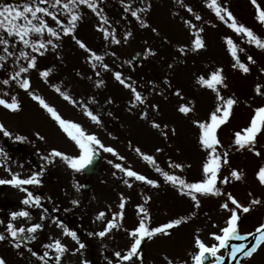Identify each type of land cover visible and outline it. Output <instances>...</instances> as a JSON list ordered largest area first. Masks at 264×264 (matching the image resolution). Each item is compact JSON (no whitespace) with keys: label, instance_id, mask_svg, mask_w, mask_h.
Returning a JSON list of instances; mask_svg holds the SVG:
<instances>
[{"label":"rangeland","instance_id":"obj_1","mask_svg":"<svg viewBox=\"0 0 264 264\" xmlns=\"http://www.w3.org/2000/svg\"><path fill=\"white\" fill-rule=\"evenodd\" d=\"M24 2L26 0L18 5H9L22 6ZM66 2L62 0L55 9H52L55 0H47L40 6L55 11L57 18L66 26L69 23V14L63 8ZM95 2L96 12L87 5H77L74 10L80 13L81 18L75 22L76 27L71 33L60 31L57 38L45 30L42 38L52 39L53 44L46 45L39 52L7 37L10 41L7 47L15 56L2 61L7 66L0 67V77L8 79L9 83L5 85L0 81V98L10 101L12 96H16L21 107L12 111L0 106V124L12 133V136L5 137L0 131V147L7 153V156L0 154V179H11L13 173L27 178L32 172L39 171L42 164L45 171L39 185L20 188L0 185V234L6 237L0 241V258L7 264H37V261L40 263L39 257L48 251L49 256L40 264H57L54 249L44 245L59 239L68 249L62 255L61 264H82L83 260L90 264H108L111 260L116 264L118 258L114 253L126 254L133 242L129 232L138 226L141 217H146L149 227L187 217L181 225L169 229L168 234L144 238L138 249L140 255L119 264H168L169 260L173 264H194L192 257L199 251L195 238L199 237L207 246L217 244L212 234L222 235L221 229L227 225L231 209L235 207L227 194L250 209L245 213L242 208H237L240 217L238 232L241 235L264 223V184L257 175L264 167V131L257 134V143L251 147L239 148L233 143L235 132L249 126L255 109L264 106V91H256L257 85L264 90V49L250 43L245 34L236 33L229 26L231 20L226 13H221L224 16L221 20L208 6L210 0ZM217 3L231 12L238 24L250 28L264 40V23L257 19L252 0H217ZM257 3L264 9V0H257ZM44 19L50 27L59 30L60 26L52 17L44 16ZM105 30L109 33L107 37ZM0 35L6 36V33L0 30ZM197 35L205 45L201 49L192 46ZM113 36L116 42H113ZM32 38L41 37L32 34ZM226 38H231L237 46V56L249 68L247 73L233 67L235 60ZM77 40L83 41L87 48H81ZM4 47L0 45V55H6ZM21 48L37 57L36 67L21 73L16 79L28 78L33 95L42 97L62 118L80 124L86 133L95 134L105 147L115 150V153L107 152L96 146V153L104 166V177L101 180L91 178L92 186L88 191L81 189L85 179L80 172L69 168L61 158H53L51 164L41 159L53 148L68 155H78L79 149L28 90L11 79L21 66L27 67L24 58L16 59ZM92 52L102 60L95 61ZM133 53L143 57L140 64L132 62ZM249 56L252 61L248 60ZM104 64L108 67L104 68ZM43 70H49L47 77L40 75ZM216 70L224 78V83L217 85L220 95L225 99L232 97L237 103L233 105L228 121L217 130L221 141L216 146L217 151L221 155L228 153V163H222L218 172L217 183L222 195L197 194L201 201L197 207L187 192L182 193L176 185L166 181L156 168L180 176L187 182L202 180L203 163L209 150L201 146L199 128L193 121L208 122L210 114L221 103L215 91L199 83L200 76L209 78ZM115 72L121 73L125 83L115 78ZM56 88L61 91H56ZM133 88L141 94L142 102L135 100ZM61 92L71 100L65 99ZM181 105L188 106L190 111L181 113ZM85 109L96 115L98 122L86 115ZM153 122L159 127H154ZM37 133L44 139L41 140ZM17 135L26 139L15 140ZM144 155L152 156L155 166L144 160ZM117 163L156 180L157 185L126 176L122 169L115 167ZM174 164L183 167L176 168ZM234 169L242 174L239 180L230 175ZM224 177H229L228 182L220 183ZM25 188L42 197L43 207L22 203L27 194L23 190ZM122 196L124 215L116 217L121 226L112 229L105 237L88 235L101 231L107 220L113 218V213L121 211ZM72 200L79 203L73 205ZM254 200L259 203H252ZM224 203L229 208H222ZM138 206H143L147 212L141 213ZM45 208L47 212H44ZM53 208L58 211H52ZM20 210H27L31 218L10 217L11 212ZM83 210L86 211L85 220L80 222ZM100 212L105 213L103 219H97ZM42 213L45 216L43 220ZM54 216L58 220H53ZM10 219L15 227L27 229L32 223H40L43 228L37 230L35 240L19 242L24 248H20L21 251L16 246L18 241L7 233ZM59 222L77 232L85 244L83 249L72 251L79 246L63 233ZM22 235L32 234L25 231ZM33 250L37 253L33 257H38V260L23 252L32 254ZM218 255H223L222 249L218 250ZM214 259L212 257V264ZM239 264H264V244Z\"/></svg>","mask_w":264,"mask_h":264},{"label":"snow or ice","instance_id":"obj_2","mask_svg":"<svg viewBox=\"0 0 264 264\" xmlns=\"http://www.w3.org/2000/svg\"><path fill=\"white\" fill-rule=\"evenodd\" d=\"M44 3H47V0H26V2L22 4V6H14L9 4L0 5V30H3L6 33V36L0 35V45L5 46L3 51L6 54L0 55V61L7 59V57L15 56V53L13 51H10L7 47V45H9L10 43L7 37H12L15 40H19V42L25 47H31L34 52H39L41 49H44L46 45L53 44L52 39L44 40L42 38L45 30L51 37L58 38L60 35V31H62L64 34H68L75 29V22L81 18L80 13L74 10L77 8L78 4L87 5V7L94 12H96L97 10V3L95 2V0H67L66 3H63V8L69 14V23L64 26L63 22L59 18H57L55 11L50 10L49 7L40 6ZM61 3L62 0H55V3L52 5V9H55L56 5H60ZM252 3L256 7L257 19L260 22L264 23V9H262L261 6L257 3V0H252ZM208 6L216 13L218 17H220L221 20H224V16L221 15V13H226L228 18L231 20V24L229 26L233 28L236 33L245 34L248 37L250 43H254L257 47L264 49V40L259 38L250 28L244 26L243 24H238L235 18L233 17L232 13L229 12L226 8H221V6L217 3V0H210ZM188 10L192 11L191 8H189ZM132 15L137 16V13L132 12ZM44 16L52 17L55 23L60 26L59 30L50 27L45 22ZM102 19L105 18L102 17ZM196 19L199 20L200 16L197 15ZM32 34H37L41 38L33 39ZM108 35L109 33L105 30V37H107ZM112 39L113 42H116L114 36ZM226 40L229 51L235 60L233 67H238L243 70V72L247 73L249 71V68L246 64L242 63L239 57L237 56V46L233 43V40L231 38H226ZM76 42L81 48H87V45L83 41L77 40ZM192 46L194 49H201L205 45L201 37L197 35L192 41ZM13 47H15V45H13ZM89 51L91 50L89 49ZM92 56L97 62L102 60V57L97 55L95 52H92ZM20 58H24L27 61V67L21 66L19 68V71H16L11 77V79L16 80V82L21 88L28 90L29 95H32L33 99L38 101L39 104L52 116V118L57 122L63 132L66 133L67 136L75 142L76 146L79 149L78 155H68L53 148L51 149L50 154L43 155L41 159L46 164H51L53 163V158L59 157L64 162H66L69 168L79 172L80 170L84 169L87 165L91 164L94 155L97 151V145L107 152L115 153V150L113 148L105 147L101 143V141L96 137L95 134H88L85 132V130L80 124L62 118L58 114L56 109L46 103L42 97L33 95V93L30 91V81L28 78L25 77L17 80L16 78L20 77L21 73H25L28 71V69L36 67L37 57L35 55H31L29 52H26L24 48H21L19 51V56H16L17 60H19ZM252 59L253 58L251 56L248 57L249 61H252ZM93 66H95V64ZM102 66L104 68L108 67L107 64H104ZM48 71L49 70H43L40 72V75L42 77H47ZM114 75L115 78L122 84L125 83V81L122 79V75L120 72H115ZM2 83L6 85L9 83V80L4 79ZM199 83L202 85H206L207 87L215 91L217 93V100L221 102L217 106L216 110L210 114V120L208 122H201L198 120L193 121V123L197 124L199 128V142L201 146L204 149L209 150L207 153V159L203 163L204 176L202 180L197 182H187L184 178L180 176L169 174V172L162 171L159 167L156 168V171L160 172L164 176L166 181H169L176 185L182 193L187 192V195L192 199L195 206L197 207L201 203L197 194L212 196L222 195V189L218 186L217 183L218 172L221 169L222 163H228V153L224 152L223 155H221L217 151L216 146L221 143V141L218 139L217 130L228 121L232 107L234 104L237 103V101L232 97H228L225 99L220 95L219 90L217 89V85L223 84L224 78L220 74L219 70L213 71L209 78L200 76ZM126 86L131 87V85ZM53 87L55 88L56 86L53 85ZM132 90L134 93L135 100L142 102L141 94L137 92L134 88ZM56 91L60 92L61 90L59 88H56ZM256 91L257 93H261L264 90H262L261 87L257 85ZM61 95H63L65 99L71 100V97L67 96L63 92H61ZM0 106H3L4 108L12 111H18L21 107L16 96H12L10 101L8 99L0 98ZM179 111L181 113L186 114L190 111V108L186 105H181ZM85 112L86 115H88L93 121L98 122V117L94 115L91 111L85 109ZM153 126L159 127V125L155 122H153ZM0 131L3 132V135L5 137L12 136V133L6 130L3 124H0ZM262 131H264V106L257 107L255 109V114L252 116L249 126L245 127L242 131L235 132L233 143L239 148H245L246 146L251 147L257 143V134L261 133ZM37 136H39V133H37ZM39 138L41 140L44 139L43 136H39ZM14 139L22 141L26 138L17 135L14 137ZM253 150L255 151V149ZM137 151L139 152V149H137ZM0 154L7 156V153L2 147H0ZM256 154L259 155V152H257ZM143 158L144 160L152 163L153 166H155V160L152 156L144 155ZM109 163H111V161ZM115 167L117 169H122L128 177H135L136 180L145 181L149 185H157L156 180L148 179L144 175H141L131 169L123 168L122 165L119 163L115 164ZM174 167L181 168L183 166L181 164H174ZM44 171L45 166L42 164L39 168V171L32 172V174L27 178H20L18 174L13 173L11 175V179H0V185L8 184L17 188H20L23 185H39L41 183L40 177L42 176ZM230 175L231 177L239 180L242 174L234 169L232 170ZM257 175L259 181L264 184V167H261L259 169ZM228 180L229 177H224L223 180L220 181V183H227ZM125 183H128V181H125ZM23 190L27 193L22 200V203L24 205L43 207V205L41 204L42 197L40 195H34L31 191H28L26 188ZM227 198L231 201L232 205H235V207L231 209V215L227 220V225L221 229L222 235H217L215 233L212 234L215 240L218 241L217 244L207 246L199 237L195 238L194 243L198 247L199 251L196 255L192 257L194 264H203V261L205 259V253L210 254L212 257L215 258L213 260V264H219L220 261L224 260V257L218 255V250L226 248L228 241L232 238H238L241 240L244 239V236H242L238 232V220L240 217L238 215L237 208H242L245 213L248 212L250 209L248 206L241 205L230 193L227 194ZM71 203L73 205H76L79 203V201L72 200ZM252 203H259V201L254 200L252 201ZM221 207L227 209L229 208V205L227 203H224L221 204ZM119 208L121 209V211L113 213V218L107 220L105 227L101 231L97 233H88V235H98L99 237H105V235L108 234L112 229L119 228L121 225L116 220V217L118 216L122 218L124 215L122 211L125 208L123 196L121 197ZM138 208L141 213L147 212V210L143 206H138ZM47 211L48 209L45 208L44 212ZM52 211L55 212L58 211V209L53 208ZM10 217L12 219L17 217H27L30 219L31 214L27 210H20L11 212ZM104 217L105 213L100 212L97 216V219H103ZM41 219H45L43 213L41 214ZM186 219L187 217H181L178 219H172L168 223L161 224L159 226L149 227L146 223V217H141L138 226L129 232V235L133 238V242L126 251V254L122 255L119 251H116L114 253L115 257L118 258L116 264H119L120 261H131L134 256L140 255L138 249H140L144 238L151 239L155 234L159 233L168 234L169 229L181 225L182 221H186ZM53 220H58V217L54 216ZM59 226L62 227L63 233L65 235L70 236L78 244V249L72 250L74 253L77 252L79 249H83L85 247V244L80 241V238L75 230L69 229L67 226H64L62 222H59ZM42 228L43 225L40 223H32L29 227H27V229H25L24 227H15L10 219L7 224L6 230L8 235L12 239L18 241L16 246L19 247V242H23L26 239L35 240L37 238L35 233L37 232V230ZM25 231L32 235H22L23 233H25ZM256 233L257 235L255 243H253L250 247L247 248L243 243L233 244L231 246V251L229 252V255L231 257H236L238 253L242 252V255L244 257H251L253 253L257 251L258 247L261 244H264V223L259 225V227L256 229ZM246 235H251V233H247ZM5 239V235L0 234V241ZM44 247L48 249H54L55 260L57 264H61L62 255L68 251L67 246L62 243L59 239H56L52 243L44 245ZM32 255L36 256L37 253L33 251ZM48 256L49 252L45 251L43 255L39 257V259L44 261L45 258H47ZM0 264H7V262L3 258H0ZM82 264H90V262L88 260H83ZM108 264H113V262L109 260ZM168 264H173V262L169 260Z\"/></svg>","mask_w":264,"mask_h":264},{"label":"water","instance_id":"obj_3","mask_svg":"<svg viewBox=\"0 0 264 264\" xmlns=\"http://www.w3.org/2000/svg\"><path fill=\"white\" fill-rule=\"evenodd\" d=\"M0 1H19V0H0ZM132 59L136 62V63H140L141 62V56H139L138 54H134L132 56ZM98 157L96 155H94V158L91 162V164L87 165L84 169H82V172L84 173V175L88 178L93 174H98L101 177L100 171H101V167L98 165ZM89 187V185H85L84 188L87 189ZM256 235L254 234L252 235L250 238L247 239H243V240H229L227 247H228V251H227V255L226 258L222 261V264H235L236 259L242 255L241 253H238L236 257H231L229 255V252L231 251V246L233 244H241L243 243L245 245V247H250L255 241H256ZM209 261H206L205 264H208Z\"/></svg>","mask_w":264,"mask_h":264}]
</instances>
